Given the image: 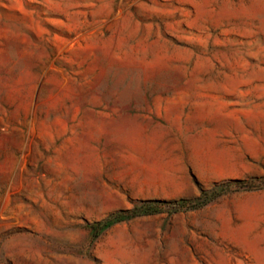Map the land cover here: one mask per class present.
<instances>
[{
  "label": "rangeland",
  "instance_id": "374dc122",
  "mask_svg": "<svg viewBox=\"0 0 264 264\" xmlns=\"http://www.w3.org/2000/svg\"><path fill=\"white\" fill-rule=\"evenodd\" d=\"M0 264H264V0H0Z\"/></svg>",
  "mask_w": 264,
  "mask_h": 264
},
{
  "label": "trees",
  "instance_id": "16d2710c",
  "mask_svg": "<svg viewBox=\"0 0 264 264\" xmlns=\"http://www.w3.org/2000/svg\"><path fill=\"white\" fill-rule=\"evenodd\" d=\"M230 184H226L217 188H214L211 191H203L201 196L190 201L186 199H182L179 201H153V202H145L141 205L136 206L132 210L119 212L113 214L106 218L103 221L95 222L89 225L91 233L93 235V240L99 238V236L110 229L114 225L134 219L140 216L153 215L157 213H161L164 211L165 207H170L173 209V212H181L184 210H195L203 208L209 205L214 200L218 199L222 195H224L230 188Z\"/></svg>",
  "mask_w": 264,
  "mask_h": 264
},
{
  "label": "crops",
  "instance_id": "0c3cea01",
  "mask_svg": "<svg viewBox=\"0 0 264 264\" xmlns=\"http://www.w3.org/2000/svg\"><path fill=\"white\" fill-rule=\"evenodd\" d=\"M207 99L206 100H210V94H207ZM141 133H142V128L137 126V124L133 125L131 131H130V135L134 140H140L141 138Z\"/></svg>",
  "mask_w": 264,
  "mask_h": 264
}]
</instances>
